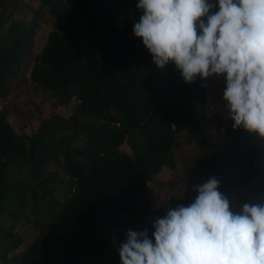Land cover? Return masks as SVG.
<instances>
[{
    "label": "trees",
    "instance_id": "1",
    "mask_svg": "<svg viewBox=\"0 0 264 264\" xmlns=\"http://www.w3.org/2000/svg\"><path fill=\"white\" fill-rule=\"evenodd\" d=\"M209 3L218 11V0ZM137 4L40 0L33 8L26 0H0V102L29 62L36 92L52 94L56 107L77 101L70 117L54 115L32 136L18 133L11 112L0 110V264H104L108 233L138 220L149 184L171 167L184 126L194 130L200 172L158 218L192 203L194 188L212 177L233 212L245 203L264 205V138L219 116L208 126L198 111L208 78L186 83L173 62L157 67L133 32L143 14ZM47 14L56 29L30 61L34 31ZM29 217L38 236L23 249L16 224Z\"/></svg>",
    "mask_w": 264,
    "mask_h": 264
},
{
    "label": "clouds",
    "instance_id": "2",
    "mask_svg": "<svg viewBox=\"0 0 264 264\" xmlns=\"http://www.w3.org/2000/svg\"><path fill=\"white\" fill-rule=\"evenodd\" d=\"M138 0L133 32L153 62H173L186 83L223 77L233 128L264 138V0ZM206 17L205 19H202ZM212 177L187 206L168 208L148 231L126 232L120 264H264V205L239 213Z\"/></svg>",
    "mask_w": 264,
    "mask_h": 264
},
{
    "label": "rangeland",
    "instance_id": "3",
    "mask_svg": "<svg viewBox=\"0 0 264 264\" xmlns=\"http://www.w3.org/2000/svg\"><path fill=\"white\" fill-rule=\"evenodd\" d=\"M65 0H62V3ZM33 8H38L40 0H26ZM27 15V21L31 20L32 15ZM44 15L39 20L37 28L33 34V44L30 52V61L35 56L42 52L47 43V39L52 31L56 29L55 18ZM32 62H29L24 72L20 75L16 85L11 94L0 102V110L6 109L11 112L10 123L14 126L16 131L20 134L28 136L34 135L40 128L43 121L50 119L54 115H61L68 118L72 114V109L77 104L74 100L68 106L56 107L54 106L55 99L52 94H44L36 92L34 85L29 79ZM226 87L225 80H218L217 76L209 77L205 88L207 91V102L204 107H198V111L206 118L209 127L214 126L213 118L219 116L224 120L230 119L228 110L223 101V91ZM180 106L184 105L182 100L178 101ZM194 130L190 127L184 126L177 135L180 141L179 148L175 151V156L171 167H165L163 171L157 176L152 183L153 191L147 195V200L144 205V210L138 220L132 225V231L147 230L148 234L152 232L150 223L155 222L159 213L162 210L163 204L172 200L173 195L176 197H184L188 194V182L190 178L196 177L200 172L199 160L195 157L199 155V151L194 146V139L191 138ZM79 144H82L79 142ZM124 151L130 152L128 147L122 148ZM191 167L193 174L185 173L187 168ZM242 208L238 206V212ZM31 222L27 219H22L16 224V233H19L24 240L23 249L28 242L34 240L38 236V232L33 227L34 217H29ZM114 246V243L112 244ZM19 253V251L12 252L10 256Z\"/></svg>",
    "mask_w": 264,
    "mask_h": 264
},
{
    "label": "built area",
    "instance_id": "4",
    "mask_svg": "<svg viewBox=\"0 0 264 264\" xmlns=\"http://www.w3.org/2000/svg\"><path fill=\"white\" fill-rule=\"evenodd\" d=\"M173 130H176V126L172 125ZM153 191L151 184H149L148 193ZM144 198L140 199L139 205L137 206V210H142V206L144 204ZM132 214L127 216V223L131 220ZM128 231L127 225L125 224L122 227L115 228L114 230L110 231L109 239L111 241V247L109 248L107 255L104 260V264H120V256H119V246L123 243L126 239V232ZM114 243V246L112 245Z\"/></svg>",
    "mask_w": 264,
    "mask_h": 264
}]
</instances>
